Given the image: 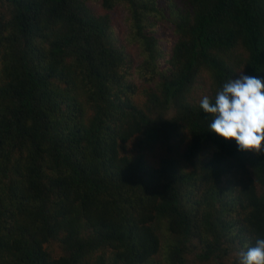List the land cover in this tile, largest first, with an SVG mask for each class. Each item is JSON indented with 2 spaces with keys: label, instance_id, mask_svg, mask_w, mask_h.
<instances>
[{
  "label": "trees",
  "instance_id": "1",
  "mask_svg": "<svg viewBox=\"0 0 264 264\" xmlns=\"http://www.w3.org/2000/svg\"><path fill=\"white\" fill-rule=\"evenodd\" d=\"M159 4L0 0V264H240L264 239V150L200 107L264 80V0L172 1L163 37Z\"/></svg>",
  "mask_w": 264,
  "mask_h": 264
},
{
  "label": "clouds",
  "instance_id": "2",
  "mask_svg": "<svg viewBox=\"0 0 264 264\" xmlns=\"http://www.w3.org/2000/svg\"><path fill=\"white\" fill-rule=\"evenodd\" d=\"M200 107L212 115L209 129L235 140L241 151L264 150V80L241 75L226 82L214 101L204 96ZM240 264H264V239L241 253Z\"/></svg>",
  "mask_w": 264,
  "mask_h": 264
},
{
  "label": "rangeland",
  "instance_id": "3",
  "mask_svg": "<svg viewBox=\"0 0 264 264\" xmlns=\"http://www.w3.org/2000/svg\"><path fill=\"white\" fill-rule=\"evenodd\" d=\"M172 1H175L176 3L179 2L180 0H160V4L159 7L161 8V10L164 8V10L166 11L164 14V17H159V16H153V22L155 23L154 25V29L156 28V31H158L159 36L163 37L165 35H167V33L171 34L173 29L171 26L168 25L165 16L168 15V12H171V6L170 4H172ZM96 7V6H94ZM98 8L101 10L102 7L98 6ZM127 13L126 11H118V12H112V17L114 19V24L115 27L117 29L118 35H119V39H121L123 41V43H126L127 45H129L128 40L132 39V37L130 36V29H129V25H128V19H127ZM172 39V37H171ZM166 42V47L168 48V46L170 45L168 43V41L164 40ZM163 41V42H164ZM128 47V51L130 53V56L133 57V65L134 67H136L142 60V55L140 54V47L137 43H133L130 44ZM138 84H140V81L138 82ZM149 156H151V154H149ZM152 162H158V158L156 159V157H152L151 158ZM230 261H234V258H231Z\"/></svg>",
  "mask_w": 264,
  "mask_h": 264
}]
</instances>
